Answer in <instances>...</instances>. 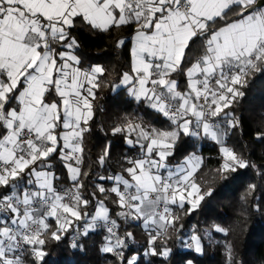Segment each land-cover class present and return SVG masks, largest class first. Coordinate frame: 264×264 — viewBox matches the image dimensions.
<instances>
[{"label":"snow or ice","instance_id":"snow-or-ice-1","mask_svg":"<svg viewBox=\"0 0 264 264\" xmlns=\"http://www.w3.org/2000/svg\"><path fill=\"white\" fill-rule=\"evenodd\" d=\"M78 21L102 31L135 25L131 73L125 72L117 87L170 124L168 129L114 126L113 135L122 134L128 149L139 152L125 157L128 166L120 174L98 178L96 188L105 199L91 194L94 212L88 211L92 200L81 194L79 165L104 69L81 68L73 35ZM197 39L201 52L189 60ZM256 72L264 73V0H0V264H38L45 238L60 241L73 225L81 239L103 234L100 251L111 254L114 264H152L139 252L126 255L134 236L120 234L121 221L154 226L143 255L165 264L169 230L179 243L187 239L170 205L183 208L186 201L195 209L204 198L196 195L195 182L190 190L187 184L200 166L194 153L170 166L176 144L181 137L220 142L235 130L238 121L225 109L243 97L241 89ZM175 74L184 76V90ZM221 152V174L249 166L234 150ZM110 158L109 144L99 163ZM55 162L72 182L63 193L55 185L60 179ZM106 181L113 183L110 189L101 183ZM215 230L227 234L223 227ZM187 243L202 251L195 231Z\"/></svg>","mask_w":264,"mask_h":264},{"label":"trees","instance_id":"trees-1","mask_svg":"<svg viewBox=\"0 0 264 264\" xmlns=\"http://www.w3.org/2000/svg\"><path fill=\"white\" fill-rule=\"evenodd\" d=\"M73 35L79 45L75 54L81 60V68L88 70L92 66H100L104 69L103 75L97 79L99 86L94 89L93 118L89 121L90 130L84 134L83 161L79 165L83 173L80 176L83 184L81 194L92 200L88 211L94 212L97 201L91 194L95 192L99 199H105L96 188L98 178L120 174L122 168L128 166L125 157L136 156L139 152L138 149H128L122 134L113 135L114 126L133 123L168 129L170 124L162 115L130 98L125 88L115 89L123 73L130 70L133 26L102 31L93 30L78 21ZM121 40L125 41L123 45L119 43ZM201 44L199 39L192 43L189 60L200 54ZM174 78L179 82V89L184 90V76L175 74ZM241 90L243 97H237L231 107L225 109L232 113V119L238 121V126L225 136L223 146L234 150L248 162V167L241 169L237 166L235 172L221 174L223 158L218 145L185 137L176 144V155L170 159V166L177 165L193 153L201 158L194 182L200 188L198 194L204 198L195 209L184 205L183 208H175L173 214L179 217L176 227L183 226V237L188 238L195 231L202 238V251L198 255L184 250V244L176 240V233L170 229L172 239L167 246L171 254L165 264H186L188 260L193 264H264V139H257V134L264 135V73L250 74ZM109 144L111 158L101 165L99 157ZM55 172L60 177L55 181L59 192L72 187L67 170L59 162H55ZM101 183L106 189L113 186L111 181ZM109 195L114 197V194ZM106 204L113 209L112 215L115 216L116 209L111 199H107ZM49 223L55 230L56 221L53 219ZM120 223L121 235L127 231L134 236L128 241L127 256L139 252L142 261L162 264L160 257L143 255L150 229H144L137 222ZM216 226L227 229V234L216 231ZM75 233L73 225L60 241L42 237L46 239L42 246L45 255L38 264H114L115 258L111 254L100 251L103 234L92 233L86 239L78 236L80 246L74 248L70 239ZM162 243V239L158 241V247Z\"/></svg>","mask_w":264,"mask_h":264},{"label":"crops","instance_id":"crops-1","mask_svg":"<svg viewBox=\"0 0 264 264\" xmlns=\"http://www.w3.org/2000/svg\"><path fill=\"white\" fill-rule=\"evenodd\" d=\"M133 26H135V25H133ZM98 30V29H97ZM133 47H134V44H133V40H131V47H130V70L128 71V73H131V69H132V64H133V62H134V60H133V56H132V49H133ZM92 67H97V66H92ZM100 67V66H99ZM124 74V73H123ZM100 76V75H99ZM98 76V77H99ZM123 77V76H122ZM122 80V79H121ZM121 83V82H120ZM120 83H119V85H120ZM117 88H119V87H116L115 89H117ZM121 88H124V87H122L121 86ZM126 89V88H125ZM131 98V97H130ZM154 111V110H153ZM218 123H223V116H221L220 118H218ZM198 140H205V141H209V142H212V143H214V144H216V145H218L219 146V152H220V149L222 148V147H224L223 146V143H224V141H225V136H223L222 138H221V140H220V142H215V141H212L210 138H206V139H198ZM221 153V152H220ZM196 155V157L198 156L197 154H195ZM199 157V159H200V163L199 164H201V158H200V156H198ZM73 163V165H77V164H75L76 162H72ZM80 167V166H79ZM198 169V168H197ZM196 169V170H197ZM196 172V171H195ZM195 172H194V174H195ZM68 173V172H67ZM168 173L167 172H165L164 173V175H167ZM194 174H193V181L192 182H194ZM191 182V183H192ZM189 190H190V185H189ZM64 191H62L61 193H63ZM184 205H188L189 207H191V205L190 204H188L186 201H185V204ZM178 206H176V205H170V209H171V211H172V213H173V211H174V209L175 208H177ZM141 224V226L144 228V229H146L145 227H144V225H143V223H140ZM153 227L154 226H149V228H147V229H150V230H152L153 229ZM75 234H77V233H75ZM71 243V242H70Z\"/></svg>","mask_w":264,"mask_h":264},{"label":"rangeland","instance_id":"rangeland-1","mask_svg":"<svg viewBox=\"0 0 264 264\" xmlns=\"http://www.w3.org/2000/svg\"><path fill=\"white\" fill-rule=\"evenodd\" d=\"M220 152H221V149H220ZM221 155H222V158H223V161H222V165H223V163H224V157H223V153L221 152ZM198 157V156H197ZM199 158V157H198ZM73 162H75V161H73ZM199 163H200V159H199ZM76 164V163H75ZM74 167L75 166H77V165H73ZM176 166V165H175ZM175 166H172V168H175ZM193 181V176L190 178V180L187 182V184H188V186L189 185H191V182ZM196 195H199L198 193H196ZM162 210V209H161ZM191 235V234H190ZM187 239H190V236L187 238ZM187 239H186V242L184 243V245H183V248H184V250H190V251H193V252H195L196 254H201V252L200 253H197L196 251H195V245L193 244L191 247H189L188 246V243H187ZM77 240H78V238H77ZM76 240V241H77ZM70 242H71V239H70ZM71 244H73V242H71ZM193 264V263H192Z\"/></svg>","mask_w":264,"mask_h":264},{"label":"built area","instance_id":"built-area-1","mask_svg":"<svg viewBox=\"0 0 264 264\" xmlns=\"http://www.w3.org/2000/svg\"><path fill=\"white\" fill-rule=\"evenodd\" d=\"M133 28L135 29V26H133ZM77 238H78V235H77V234H74V235L71 237V242L76 241Z\"/></svg>","mask_w":264,"mask_h":264}]
</instances>
